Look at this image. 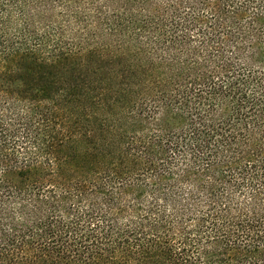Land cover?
<instances>
[{
	"label": "trees",
	"instance_id": "1",
	"mask_svg": "<svg viewBox=\"0 0 264 264\" xmlns=\"http://www.w3.org/2000/svg\"><path fill=\"white\" fill-rule=\"evenodd\" d=\"M0 264H264V0H0Z\"/></svg>",
	"mask_w": 264,
	"mask_h": 264
}]
</instances>
